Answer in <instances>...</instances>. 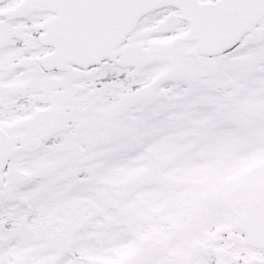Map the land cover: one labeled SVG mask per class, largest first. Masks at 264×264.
<instances>
[{
  "label": "snow or ice",
  "instance_id": "snow-or-ice-1",
  "mask_svg": "<svg viewBox=\"0 0 264 264\" xmlns=\"http://www.w3.org/2000/svg\"><path fill=\"white\" fill-rule=\"evenodd\" d=\"M0 264H264V0H0Z\"/></svg>",
  "mask_w": 264,
  "mask_h": 264
}]
</instances>
